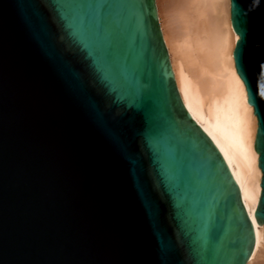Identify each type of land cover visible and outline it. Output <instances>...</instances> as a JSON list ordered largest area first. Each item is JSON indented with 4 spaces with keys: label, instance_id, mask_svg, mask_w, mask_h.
<instances>
[{
    "label": "water",
    "instance_id": "95a60500",
    "mask_svg": "<svg viewBox=\"0 0 264 264\" xmlns=\"http://www.w3.org/2000/svg\"><path fill=\"white\" fill-rule=\"evenodd\" d=\"M230 20L264 224V0ZM254 242L155 0H0V264H246Z\"/></svg>",
    "mask_w": 264,
    "mask_h": 264
},
{
    "label": "bare ground",
    "instance_id": "6f19581e",
    "mask_svg": "<svg viewBox=\"0 0 264 264\" xmlns=\"http://www.w3.org/2000/svg\"><path fill=\"white\" fill-rule=\"evenodd\" d=\"M158 21L180 98L230 168L254 227L246 264H264V224L254 217L261 170L254 148L256 116L236 72L238 38L230 0H155Z\"/></svg>",
    "mask_w": 264,
    "mask_h": 264
}]
</instances>
